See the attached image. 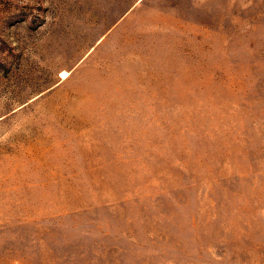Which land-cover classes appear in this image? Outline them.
I'll return each instance as SVG.
<instances>
[{
	"label": "rangeland",
	"instance_id": "obj_1",
	"mask_svg": "<svg viewBox=\"0 0 264 264\" xmlns=\"http://www.w3.org/2000/svg\"><path fill=\"white\" fill-rule=\"evenodd\" d=\"M0 264H264V0H0Z\"/></svg>",
	"mask_w": 264,
	"mask_h": 264
},
{
	"label": "bare ground",
	"instance_id": "obj_2",
	"mask_svg": "<svg viewBox=\"0 0 264 264\" xmlns=\"http://www.w3.org/2000/svg\"><path fill=\"white\" fill-rule=\"evenodd\" d=\"M63 74V73H62Z\"/></svg>",
	"mask_w": 264,
	"mask_h": 264
}]
</instances>
